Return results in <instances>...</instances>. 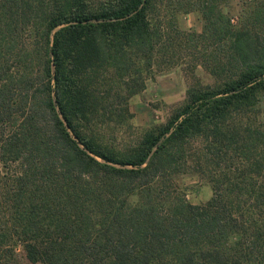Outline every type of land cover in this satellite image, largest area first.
I'll return each instance as SVG.
<instances>
[{
  "label": "trees",
  "instance_id": "trees-1",
  "mask_svg": "<svg viewBox=\"0 0 264 264\" xmlns=\"http://www.w3.org/2000/svg\"><path fill=\"white\" fill-rule=\"evenodd\" d=\"M242 1L235 18L233 0H0V264H264V0ZM190 12L201 32L162 34ZM183 57L213 82L109 144ZM192 141L198 204L166 192Z\"/></svg>",
  "mask_w": 264,
  "mask_h": 264
},
{
  "label": "rangeland",
  "instance_id": "rangeland-1",
  "mask_svg": "<svg viewBox=\"0 0 264 264\" xmlns=\"http://www.w3.org/2000/svg\"><path fill=\"white\" fill-rule=\"evenodd\" d=\"M233 1L236 18L244 3L242 0ZM202 29L203 20L198 12L178 13L174 20L162 21V34L179 42H187V38L181 37L182 34L201 32ZM177 30L181 32L180 35L177 34ZM188 56H190L189 53ZM212 82L206 69L200 64L195 66L194 58L183 57L172 66L164 65L161 70H155L149 76L146 88L130 100L132 116L123 122L104 126L105 140L117 149H125L134 144L146 129L165 122L171 112L185 101L186 92L190 86ZM258 114L260 122L264 123V97ZM201 147L199 142L190 143L184 162L185 168L173 174L172 181L168 183L166 190L172 195H182L190 202L197 204L206 202L213 195L210 182L199 171ZM20 256L23 264H27L22 252Z\"/></svg>",
  "mask_w": 264,
  "mask_h": 264
}]
</instances>
